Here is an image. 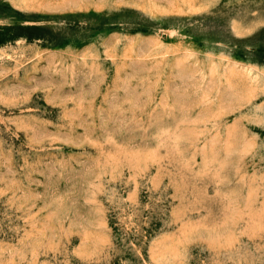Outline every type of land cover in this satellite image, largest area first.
I'll return each instance as SVG.
<instances>
[{"label":"rangeland","instance_id":"obj_1","mask_svg":"<svg viewBox=\"0 0 264 264\" xmlns=\"http://www.w3.org/2000/svg\"><path fill=\"white\" fill-rule=\"evenodd\" d=\"M0 264H264V0H0Z\"/></svg>","mask_w":264,"mask_h":264}]
</instances>
